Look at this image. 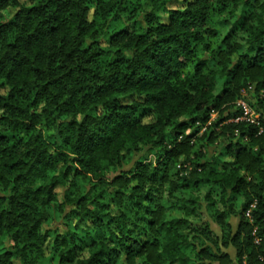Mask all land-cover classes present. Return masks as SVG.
I'll use <instances>...</instances> for the list:
<instances>
[{"label":"trees","instance_id":"1","mask_svg":"<svg viewBox=\"0 0 264 264\" xmlns=\"http://www.w3.org/2000/svg\"><path fill=\"white\" fill-rule=\"evenodd\" d=\"M0 264H264V0H0Z\"/></svg>","mask_w":264,"mask_h":264},{"label":"built area","instance_id":"2","mask_svg":"<svg viewBox=\"0 0 264 264\" xmlns=\"http://www.w3.org/2000/svg\"><path fill=\"white\" fill-rule=\"evenodd\" d=\"M237 104L241 109V115L235 120H243V121L255 124L260 127L259 115L257 113L255 115V112L252 111V108L250 107V105L244 100L238 101ZM247 215H248V212H247Z\"/></svg>","mask_w":264,"mask_h":264},{"label":"rangeland","instance_id":"3","mask_svg":"<svg viewBox=\"0 0 264 264\" xmlns=\"http://www.w3.org/2000/svg\"><path fill=\"white\" fill-rule=\"evenodd\" d=\"M22 1H25V0H22ZM247 98L250 99V95H247ZM252 111H254V110L252 109ZM254 112H255V111H254ZM255 115H256V113H255ZM215 118H216V115H215V114L212 115V119H215ZM207 125H208V123L202 125V127H201V129H200V133L203 132V131L206 129V126H207ZM62 191H63L62 188H57V189H56V192H57V194H58V196H59V199L61 198Z\"/></svg>","mask_w":264,"mask_h":264}]
</instances>
